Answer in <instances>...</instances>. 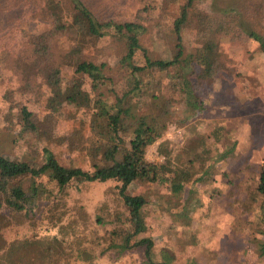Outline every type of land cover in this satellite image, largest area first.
I'll list each match as a JSON object with an SVG mask.
<instances>
[{
	"label": "trees",
	"instance_id": "trees-1",
	"mask_svg": "<svg viewBox=\"0 0 264 264\" xmlns=\"http://www.w3.org/2000/svg\"><path fill=\"white\" fill-rule=\"evenodd\" d=\"M197 1L180 4L167 34L169 56L145 43L152 26L142 12L145 8L102 14L88 0H46L38 21L47 28L38 32L22 29L29 38V51L16 60L22 75L20 81L8 78L15 84L10 91L33 102L43 82L52 93L44 115L26 104L19 110L22 124L16 139H35L36 146L26 147L15 159L0 153V264H96L108 250L121 256L143 246L147 263L157 264L152 256L154 240L138 237L147 229L142 214L147 200L129 193V187L136 181L158 182L169 184L172 193L180 195L185 181L191 180L183 205L172 210L187 218L183 210H189L194 200L201 202L197 190L209 170L194 177L185 171L184 179L171 176L174 155L185 150L187 142L164 149V163L147 159V149L165 136L170 124L185 126L207 109L203 89L230 70L219 37L231 32L233 24L264 52V0H228V6L200 16L198 45L188 48L183 30ZM213 1L224 4V0ZM117 52L119 70L114 74L111 59ZM2 65L0 59V72ZM66 67H71L67 73ZM69 107L82 110L88 118L85 123L92 141L84 137L71 149L87 145L80 150L82 157L91 158L92 169L66 166L51 149L38 144L48 124L59 121ZM222 133L223 127H219L213 134L219 140ZM197 140L190 138L191 143ZM111 180L121 183L119 195L125 209L109 219L111 229L97 235L108 219L101 213L93 215L72 193L75 189L81 192L82 183ZM253 195L260 197L261 235L256 241L263 255L264 163ZM11 210L14 216L7 212ZM45 229L56 233L38 240L36 235ZM11 230L17 232L9 233ZM134 237L137 239L132 240Z\"/></svg>",
	"mask_w": 264,
	"mask_h": 264
},
{
	"label": "rangeland",
	"instance_id": "rangeland-1",
	"mask_svg": "<svg viewBox=\"0 0 264 264\" xmlns=\"http://www.w3.org/2000/svg\"><path fill=\"white\" fill-rule=\"evenodd\" d=\"M88 1L102 14L106 10L131 12L145 8L142 12L146 22L152 24L145 43L158 54L170 55L167 34L184 0H146L144 3L137 0ZM227 1L224 0V4L213 0L197 1L196 11L192 12L183 30L188 48L198 45L200 16L228 6ZM45 2L0 0V59L4 64L0 72V78L4 77L0 79V153L11 159L22 155L26 147L30 150L36 146L35 139L29 142L16 139L22 124L19 117L21 106L26 104L44 115L47 113V98L52 93L51 87L43 82L40 95L33 102L10 91L15 87L12 79L20 81L22 75L17 72L16 60L29 51V38L22 29L38 32L47 28L45 22L38 21ZM235 25L231 32L219 37L230 70L208 82L203 89L207 109L185 126L170 124L165 136L146 152L150 161L164 163V149L187 142V148L174 155L176 160L171 176L184 179L182 174L185 171L194 177L205 169L209 170L197 190L201 202L194 200L189 210H183L188 214L187 218L174 215L172 211L183 205L191 180L185 181V190L180 195L173 194L169 184L158 182L136 181L128 189L129 193L143 195L147 200L142 211L147 229L138 237L154 240L152 256L157 264L170 261V258L171 264H264V254L261 255L260 244L256 241L261 235L260 197L253 195L264 163V52L258 42ZM118 56L117 52L111 59L114 74L119 70L116 65ZM70 69L66 67L65 73ZM83 114L75 107L66 108L59 121L48 124L47 132L38 144L51 149L66 166L92 169L91 158L82 157L80 150H85L87 145L82 143L79 149H71L73 143L83 142L84 137L92 141L88 137V123H85L88 118ZM219 127H223V133L217 140L213 133ZM196 137L197 143H191L190 138ZM39 148L42 153L41 146ZM227 150L228 153L218 160V155ZM120 184L113 180L82 183L78 187L81 192L75 189L72 193L93 215L101 213L108 219L106 225L95 232L97 235L111 229L113 225L109 219L125 209L119 195ZM7 212L15 215L12 210ZM53 233L56 231L45 229L36 236L43 240ZM145 251L143 246L117 256L113 250H108L96 264H148Z\"/></svg>",
	"mask_w": 264,
	"mask_h": 264
}]
</instances>
